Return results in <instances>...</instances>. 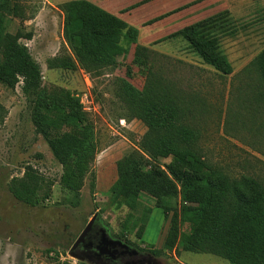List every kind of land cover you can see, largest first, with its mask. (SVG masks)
I'll return each instance as SVG.
<instances>
[{
    "label": "rangeland",
    "instance_id": "obj_1",
    "mask_svg": "<svg viewBox=\"0 0 264 264\" xmlns=\"http://www.w3.org/2000/svg\"><path fill=\"white\" fill-rule=\"evenodd\" d=\"M193 1H204L205 6L195 9L194 22L227 11L221 18L228 20L230 33L222 35L220 43L232 73L223 75L206 64L183 37H155L149 28L138 30L136 43L130 39L107 46L110 54L103 62L98 60L104 50L88 68H51L49 59L70 52L64 38L63 1L11 0L19 6V15L6 11L7 28L23 35L20 42L40 65L43 85L71 90L80 99L94 123L98 151L94 189L88 176L78 193L69 192L61 183L63 166L35 124L23 77L14 87L0 82V103L8 111L0 121V264H94L72 255L71 247L96 212L113 237L149 253L153 264H230L216 254L188 251L178 243L165 247L176 210L165 215L147 191L140 193L141 204L132 210L125 202L114 201L110 191L115 182L128 179L135 163L127 159L136 152L148 165L164 168L176 151L171 132L148 136L147 123L133 117L117 94L119 79L138 89L147 80L133 62L137 44L151 50L152 71L183 94L207 160L232 177L250 175L264 184V101L242 72L264 49V0ZM29 168L44 180L38 191L41 201L35 206L9 190L10 183ZM188 230L189 223L180 225V232Z\"/></svg>",
    "mask_w": 264,
    "mask_h": 264
},
{
    "label": "trees",
    "instance_id": "obj_2",
    "mask_svg": "<svg viewBox=\"0 0 264 264\" xmlns=\"http://www.w3.org/2000/svg\"><path fill=\"white\" fill-rule=\"evenodd\" d=\"M60 7L65 13L64 38L70 52L49 59L51 68H88L102 50L106 53L102 51L98 61L108 57L107 46L123 45L130 39L137 42L136 28L89 0L65 1ZM18 8L11 0L0 1V82L14 87L23 77L25 90L32 97L35 124L63 166L62 186L78 193L90 176L94 189L93 163L98 151L94 123L71 90L42 84L40 65L20 42L23 35L7 28L6 11L19 15ZM225 13L186 25L168 37H183L206 64L228 75L233 67L220 43L221 36L230 33L228 20L221 18ZM151 55L148 47L136 45L133 62L147 80L138 89L119 79L117 94L133 117L147 123L148 136L171 132L176 151L164 168L148 165L138 152L128 158L127 162L135 163V167L124 183L117 181L110 188L114 201L125 202L133 210L141 204L140 193L147 191L157 198V207L165 215L175 209L165 242L167 248L178 243L188 251L216 254L230 264H264V184L250 175L232 177L223 167L207 160L199 146L200 132L185 110L183 94L175 91L161 73L152 71ZM247 69L260 82L256 91L264 101V49ZM7 113L0 103L1 122ZM43 181L29 168L25 176L10 183L9 190L18 200L35 206L41 201L38 191ZM182 223H189L188 231L180 232Z\"/></svg>",
    "mask_w": 264,
    "mask_h": 264
},
{
    "label": "crops",
    "instance_id": "obj_3",
    "mask_svg": "<svg viewBox=\"0 0 264 264\" xmlns=\"http://www.w3.org/2000/svg\"><path fill=\"white\" fill-rule=\"evenodd\" d=\"M61 1L65 2L70 0ZM89 1L102 7L110 13L119 16L139 31L144 28H149L151 29V32L156 35L155 37L166 38H169L168 36L170 35L165 34L167 33L165 31H171L172 29H181L186 25L194 23V21L196 20V14H194L195 9H197L198 7L200 8L201 6L205 7L204 1L195 4L193 0ZM253 60L250 62L249 66L251 65ZM248 67H246L245 70H242V72L243 74L248 75L249 80L252 81L250 82V86L255 87V90H258V88L260 87V82H258L256 76L250 75L249 72H247ZM253 81L257 82V85L253 86Z\"/></svg>",
    "mask_w": 264,
    "mask_h": 264
},
{
    "label": "water",
    "instance_id": "obj_4",
    "mask_svg": "<svg viewBox=\"0 0 264 264\" xmlns=\"http://www.w3.org/2000/svg\"><path fill=\"white\" fill-rule=\"evenodd\" d=\"M88 247L99 256L109 257L113 260L128 254L136 261L139 259L146 263V254L141 253L137 247L112 236L110 229L101 220L98 212L91 217L73 243L71 254L82 260L84 257L78 251Z\"/></svg>",
    "mask_w": 264,
    "mask_h": 264
},
{
    "label": "flooded vegetation",
    "instance_id": "obj_5",
    "mask_svg": "<svg viewBox=\"0 0 264 264\" xmlns=\"http://www.w3.org/2000/svg\"><path fill=\"white\" fill-rule=\"evenodd\" d=\"M139 251L143 254H146V253L142 252L141 250H139ZM78 252L80 253V255L84 256L85 258H87L89 261H91L94 264H153L152 258H151L149 253L145 255V256H147L145 258L146 263H143V260L138 259L136 261L133 257H130L128 254L126 256L119 257L115 260H113L109 257L99 256L97 253L92 251V249L89 247L88 248H81V249H79Z\"/></svg>",
    "mask_w": 264,
    "mask_h": 264
}]
</instances>
